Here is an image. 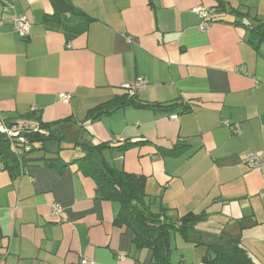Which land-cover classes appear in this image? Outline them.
I'll return each instance as SVG.
<instances>
[{
    "label": "crops",
    "instance_id": "0c3cea01",
    "mask_svg": "<svg viewBox=\"0 0 264 264\" xmlns=\"http://www.w3.org/2000/svg\"><path fill=\"white\" fill-rule=\"evenodd\" d=\"M64 1L71 9L0 0V117L52 124L60 139L27 158L60 157L64 166L37 160L13 176L0 159V264H154L152 251L114 225L119 206L72 164L81 144L137 141L148 143L109 161L146 177L153 213H207L197 226L204 241L239 238L264 264V42L254 47L249 32L264 22V0H223V12L216 0ZM196 9L212 15L204 20ZM18 17L31 24L27 39ZM139 78L145 106L86 119ZM178 144L187 146L181 156L161 154ZM249 155L263 167L246 164ZM54 205L63 210L57 217ZM171 241V264H202L205 246L179 234Z\"/></svg>",
    "mask_w": 264,
    "mask_h": 264
},
{
    "label": "trees",
    "instance_id": "16d2710c",
    "mask_svg": "<svg viewBox=\"0 0 264 264\" xmlns=\"http://www.w3.org/2000/svg\"><path fill=\"white\" fill-rule=\"evenodd\" d=\"M216 1L219 12L226 10L223 0ZM52 2L58 8L71 9L64 0H52ZM232 13L242 15L239 11H232ZM258 22L254 28L250 29L247 26L250 32V43L256 48L264 42V22ZM128 106L143 107L145 105L139 103L137 93L131 95L124 92L114 100L89 111L86 119L95 122ZM27 118L38 120L34 116ZM5 124L9 128L14 127L7 122ZM51 128L52 124L44 123H40L37 127L22 125L20 135L26 139L27 146L19 144L17 139H10L7 135L0 133V159L4 169L16 176L21 173L26 164L37 160L44 161L50 168L64 167L61 165L60 157L52 159L27 158L30 154L44 150L43 145L47 141L60 139L55 137ZM147 143V141H137L118 146L81 144L82 156L76 158L72 163L77 166L80 173L94 181L100 199L119 206L114 225L126 228L132 233L136 248L152 251L154 264H171L173 251L171 240L174 234H179L187 243L195 247L205 246L207 248V254L203 257L202 264H260L242 245L239 238L221 237L215 241H204L203 236L197 233V226L207 221V213H189L179 220H173L168 217L166 211L158 214L151 211V203L146 193V177L117 168L106 157L107 152L125 153L132 148L145 146ZM27 147L29 149H26ZM186 149V145L178 144L171 150L160 149V152L163 156L179 157L185 153Z\"/></svg>",
    "mask_w": 264,
    "mask_h": 264
},
{
    "label": "built area",
    "instance_id": "2783aa9c",
    "mask_svg": "<svg viewBox=\"0 0 264 264\" xmlns=\"http://www.w3.org/2000/svg\"><path fill=\"white\" fill-rule=\"evenodd\" d=\"M196 13L204 20H207L211 14L210 11H204L203 9H196ZM15 29L22 39H27L30 35L31 24L27 21L25 17H18L14 20ZM203 30L208 29V25L204 24L201 27ZM147 87V81L144 78H139L134 84H124L122 85V89L124 92H128L131 95L137 93L139 90ZM61 99L63 102L68 103L70 101V95L61 94ZM182 102L179 101L178 104ZM33 111H37L36 108ZM176 116H172V119H175ZM22 125L19 127L14 126L13 128H9L4 119L0 117V133L7 135L8 138L17 139L18 143L21 145L27 146V141L24 137L20 135V129ZM26 149H29L28 147ZM18 151V149H17ZM246 164H248L251 168H262V159L257 155H249L246 159ZM63 212L62 207L59 205H54L53 207V216L57 217L61 215ZM83 264H96L94 261H86L84 260Z\"/></svg>",
    "mask_w": 264,
    "mask_h": 264
},
{
    "label": "rangeland",
    "instance_id": "374dc122",
    "mask_svg": "<svg viewBox=\"0 0 264 264\" xmlns=\"http://www.w3.org/2000/svg\"><path fill=\"white\" fill-rule=\"evenodd\" d=\"M70 151L73 153V152H74V151H73V148H71ZM111 154H113V153H109V152L106 153V157H107L108 160L111 159V157L113 156V155H111ZM73 155L75 156V158L78 159V158H80V157L82 156V153H76V152H75ZM114 155H116V154H114ZM178 239H180V238L178 237Z\"/></svg>",
    "mask_w": 264,
    "mask_h": 264
},
{
    "label": "water",
    "instance_id": "95a60500",
    "mask_svg": "<svg viewBox=\"0 0 264 264\" xmlns=\"http://www.w3.org/2000/svg\"><path fill=\"white\" fill-rule=\"evenodd\" d=\"M15 126H16V127H19V124H16Z\"/></svg>",
    "mask_w": 264,
    "mask_h": 264
}]
</instances>
